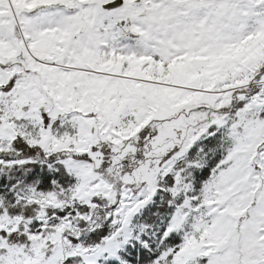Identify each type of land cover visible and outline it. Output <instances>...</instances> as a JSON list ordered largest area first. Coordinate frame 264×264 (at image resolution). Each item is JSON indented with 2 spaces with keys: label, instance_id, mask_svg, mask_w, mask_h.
Segmentation results:
<instances>
[{
  "label": "snow or ice",
  "instance_id": "1",
  "mask_svg": "<svg viewBox=\"0 0 264 264\" xmlns=\"http://www.w3.org/2000/svg\"><path fill=\"white\" fill-rule=\"evenodd\" d=\"M0 264H264V0H0Z\"/></svg>",
  "mask_w": 264,
  "mask_h": 264
}]
</instances>
